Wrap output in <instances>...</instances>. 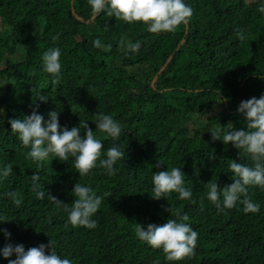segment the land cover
<instances>
[{"label":"trees","instance_id":"1","mask_svg":"<svg viewBox=\"0 0 264 264\" xmlns=\"http://www.w3.org/2000/svg\"><path fill=\"white\" fill-rule=\"evenodd\" d=\"M185 3L194 9L187 29L154 35L146 25L106 13L92 19L88 0H0V167L13 165L12 174L0 182V215L9 219L0 221V228L11 233L8 239L0 233V248L11 243L27 250L52 240L57 253L72 264H264V190L248 188V197L260 205L255 214H246L239 201L218 213L206 198L208 183L222 188L234 182L231 160L251 164L231 143L213 141L210 132L229 122L246 129L238 105L264 93V14L257 11L264 0ZM72 8L90 22L74 17ZM237 31L243 32V41ZM122 38L125 44L140 41L139 53L126 55ZM96 39L111 44V50L94 47ZM54 47L61 50L58 84L42 62L43 53ZM38 93L48 98L46 103L37 100ZM215 102L219 107L214 117L210 112ZM36 104L45 120L49 111H58L59 123L69 129L87 120L103 142L105 157L113 145L124 150L116 175H107L97 162L89 175L80 177L73 157L63 162L49 154L39 169L26 159L30 148L21 145L8 120L30 115ZM100 114L121 124L118 141L104 139L96 129ZM212 154L215 159L209 158ZM157 161L163 163L159 168ZM173 167L185 173V187L195 203L175 192L158 200L151 197L153 173ZM33 173L46 192L69 207L75 183L91 186L104 197L93 217L98 226L66 227L67 213L47 195L37 199L32 191ZM9 192L22 200L19 207ZM167 208L187 214L186 223L198 233L190 259L168 262L161 250L135 234L136 223L146 228L175 219ZM8 259L0 256V264Z\"/></svg>","mask_w":264,"mask_h":264},{"label":"clouds","instance_id":"2","mask_svg":"<svg viewBox=\"0 0 264 264\" xmlns=\"http://www.w3.org/2000/svg\"><path fill=\"white\" fill-rule=\"evenodd\" d=\"M90 15L92 19L101 13H106L109 17L124 21L128 24L141 23L147 26V31L154 35L166 32H174L178 27L184 26L185 29L190 24L194 15V9L185 3V0H88ZM257 11L264 14V4ZM237 37L243 41L245 36L242 31H237ZM55 41L59 39V34L52 37ZM96 48L110 51L112 45H104L99 39L93 41ZM120 47L125 50V54L139 53L141 42H128L124 39L120 41ZM61 50L59 47L49 48L42 55L43 70L50 74L52 83L58 84L62 74V64L60 62ZM261 79H264L261 77ZM170 91V89H169ZM37 100L47 102L41 93H38ZM36 104L30 115L22 119H9L11 132L20 141L21 145L30 148L26 154V159H30L41 168L45 159L52 154L59 161L67 162L70 157L75 158L73 167L80 177H85L99 166L106 170L109 176L116 175L115 165L118 161L124 160L125 152L118 145L109 147L103 152V142L97 139L93 130L89 127L87 120L81 121L79 126L70 129L61 126L59 123V112L49 111L48 119L45 120L39 114ZM237 111L242 113L246 122V129H235L231 122L226 126L213 128L211 138L213 141L221 140L225 145L231 143L241 154L247 155L251 164L239 163L231 160L229 169L233 173V183L223 186L217 182L207 184L208 191L206 198L215 205L217 212L225 209H232L239 201L243 205V211L247 213H258L259 203L253 202L248 197V188L259 187L264 190V93L259 98L253 96L246 100H241ZM3 109H0V113ZM96 129L104 133V139L118 141L122 134L121 124L111 115L100 114L94 121ZM81 129L84 130L83 136ZM105 157V158H102ZM210 159H215L212 154ZM163 163L157 161L156 168ZM13 172L11 163L0 167V182L6 180ZM185 173L179 167H173L170 171H157L152 176L153 199L166 198L171 193L179 194L181 200H192V191L185 187ZM32 191L35 192L37 199H48L57 207L62 208L67 213V224L73 228L84 227L94 229L98 226L97 220L93 219L98 212L104 197L97 195L91 186L75 183L71 193L75 197L71 207L67 203L46 192L40 184L38 173H33ZM13 203L19 207L22 200L15 193H7ZM110 195V194H109ZM203 208V198L201 199ZM175 219H167L163 224L149 223L146 228L139 223L135 225L136 236L153 250H161L168 262H177L190 259L195 255L198 241V233L192 228L187 214H181L179 209L170 210ZM6 216L0 215V221H8ZM6 239L10 238L11 233L0 228ZM15 259H8L11 256ZM0 256L8 259V264H72L69 258H62L55 249V242L48 240V243H40L35 247L25 250L23 244H5L0 248ZM155 264H159L157 260Z\"/></svg>","mask_w":264,"mask_h":264},{"label":"rangeland","instance_id":"3","mask_svg":"<svg viewBox=\"0 0 264 264\" xmlns=\"http://www.w3.org/2000/svg\"><path fill=\"white\" fill-rule=\"evenodd\" d=\"M0 23H1V20H0ZM166 65V64H165ZM163 67H165V66H163ZM163 67L161 68V70L163 69ZM161 72V71H160ZM161 73H159V75H160ZM159 75L158 76H155L154 77V79L151 81V83H150V87H154V84L156 83H153L154 82V80L156 79V77H159ZM152 83H153V85H152ZM215 104L216 105H214V107L212 108V111L210 112V116H216V113H217V107L216 106H218L219 107V103L218 102H215Z\"/></svg>","mask_w":264,"mask_h":264},{"label":"water","instance_id":"4","mask_svg":"<svg viewBox=\"0 0 264 264\" xmlns=\"http://www.w3.org/2000/svg\"><path fill=\"white\" fill-rule=\"evenodd\" d=\"M72 13H73L74 17L80 18L81 20L86 21V22H90V20H87V19H85L84 17H81L77 12H75V9H74V8H72ZM170 61H171V58H169L168 63H169ZM166 67H167V65H165V67H163V69L161 70L160 73H162V72L166 69ZM156 80H158V77H156V79L154 80L153 83H155ZM153 83H152V85H153Z\"/></svg>","mask_w":264,"mask_h":264}]
</instances>
